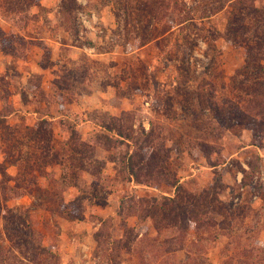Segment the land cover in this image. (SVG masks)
<instances>
[{
  "label": "rangeland",
  "instance_id": "obj_1",
  "mask_svg": "<svg viewBox=\"0 0 264 264\" xmlns=\"http://www.w3.org/2000/svg\"><path fill=\"white\" fill-rule=\"evenodd\" d=\"M262 154L264 0H0V264H264Z\"/></svg>",
  "mask_w": 264,
  "mask_h": 264
},
{
  "label": "built area",
  "instance_id": "obj_2",
  "mask_svg": "<svg viewBox=\"0 0 264 264\" xmlns=\"http://www.w3.org/2000/svg\"><path fill=\"white\" fill-rule=\"evenodd\" d=\"M262 156L264 157L263 154H262ZM260 174H261L260 175L261 176V179L264 180V169H262V171H261ZM243 177H244V173L243 172H239L237 179L239 180L240 183H241ZM256 178H258V176H256ZM244 189H245V187L242 186L241 187V190L243 191ZM255 197H257V195H255Z\"/></svg>",
  "mask_w": 264,
  "mask_h": 264
}]
</instances>
